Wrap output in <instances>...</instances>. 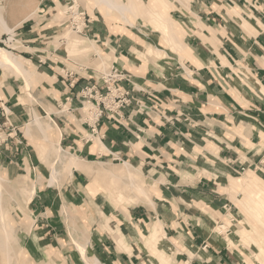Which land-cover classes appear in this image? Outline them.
Returning a JSON list of instances; mask_svg holds the SVG:
<instances>
[{
	"label": "crops",
	"instance_id": "obj_1",
	"mask_svg": "<svg viewBox=\"0 0 264 264\" xmlns=\"http://www.w3.org/2000/svg\"><path fill=\"white\" fill-rule=\"evenodd\" d=\"M76 1L35 0L37 18L7 19L15 37H1L7 36L6 41L16 47L6 49L29 66L35 77L31 88L37 87L33 93L46 98L38 97L36 109L23 105L19 100L23 95L20 79H4L0 73L2 102L10 110L8 119L15 128V131L7 129L9 141L0 150V165L7 178L17 181L27 176L29 169L34 171L39 163L36 148L24 134L32 116L35 118L39 113L41 119L54 123L61 132L59 144L76 150L84 167L117 173L127 163L132 170L141 169L148 174L154 171L166 180L159 182L157 175H153L157 184L149 186L152 200L128 207V221L121 218L120 211L105 212L112 219L114 233L105 231L98 220L100 226L93 228L89 242L78 238L81 245L90 250L89 255L105 264H242L247 254L240 246L231 249L222 239H211L205 230L198 229L196 216L193 221L189 219L193 215L187 213L191 208H196L195 215L220 208L237 221L231 211L235 198L230 201V196L235 191L236 198L242 194L232 189L231 180L235 179L232 174L253 171L250 169L253 163H249L253 155L246 150L248 146L245 147L243 137H231L232 125L247 119L253 128H250L251 143L255 138L262 143L264 94L260 88L264 87V67L257 60L264 55V35L251 23L257 35L248 37L240 30L241 19L230 20L226 11L228 5L238 6L241 16L247 17L245 0H189L188 10L182 8L179 1L168 0L173 6L169 11L171 18L186 31L182 44L187 55L181 57L177 53L172 58H155L146 52L153 32L147 27L116 31L104 16L97 15L100 14L95 11L97 8L91 9L92 17L83 6H79V10L86 13V21L82 31L76 33L84 45L73 49L74 41L70 43L60 38V11ZM35 5H30V10ZM88 45L94 49L86 51L83 47ZM97 49L112 59L111 66L130 76L131 81L123 85L130 91L131 104L117 113L103 110L93 118L91 108H99V113L103 107L84 101L81 91L97 84L101 92H105L101 72L109 67L101 66L103 70L97 67L94 62V57L99 56ZM135 50L144 57L135 55ZM72 52L78 55L73 57ZM246 53H252L249 62ZM56 96L66 108L60 115L51 107L52 98ZM56 106L61 108L58 102ZM87 107L90 109L86 110ZM244 126V130L249 128L246 123ZM33 132L37 142L45 141L43 136L41 141L34 128ZM118 158L120 160H116ZM95 166H106L110 170ZM76 172L74 184L87 193L89 176ZM83 176L87 180L84 183L80 180ZM71 192L79 193L75 198L83 202L74 205L78 214H83L87 220L85 195H80L83 192L76 188ZM36 196L29 204L37 220L38 216L49 215L51 205L42 192ZM181 215L196 225L189 223L190 227L187 220L182 221ZM46 218L38 225L35 223L33 231L41 237L39 242L33 241L29 246L34 253L40 251L43 258L32 254L31 259L80 264L76 255L65 254L68 247L60 243V237L53 233L55 228L50 217ZM231 229L229 227V234ZM158 230L160 239L156 242L151 236ZM43 243L45 252L39 247V244L44 246Z\"/></svg>",
	"mask_w": 264,
	"mask_h": 264
},
{
	"label": "rangeland",
	"instance_id": "obj_2",
	"mask_svg": "<svg viewBox=\"0 0 264 264\" xmlns=\"http://www.w3.org/2000/svg\"><path fill=\"white\" fill-rule=\"evenodd\" d=\"M117 1H119V0H117ZM141 1H143L144 3H147L148 0H141ZM244 2H245V7H246L245 12L249 16V18H248V16L247 17L241 16V14H240L241 10L238 6L233 7V5L232 6L228 5V7H227L228 9L226 11L229 14V19L232 20V18H234V17L241 19L242 23L240 22L241 23L240 30H242V32L243 31L246 32L248 37H251L253 35V33H251V31L249 33L244 28V25H243L244 21H247L251 26L254 25V26L258 27L259 29H261V31L263 32V35H264V28L261 25H259L255 21V19H253L251 17V16H255V18L260 19L259 21H261V23L264 25V0H245ZM34 3H35V0H0V6L2 8H5L4 9V16L6 18V21H7V19H9V20L11 19V21L19 20L20 18L24 19L27 16H29L30 14L35 13L37 9H36V5ZM188 3H186V4L182 3V4H184L187 8L189 6V5H187ZM147 4L148 5H145L147 10H151L152 8L154 10H157V9H159V6L161 5L163 8H165L167 10V12H169L170 9L173 7L169 3L168 0H159L160 5L157 4L156 0H149ZM30 5H35L32 8V10H30V7H31ZM70 6H72L71 3L68 5H65L64 8L62 9V11H60V23L62 25V31L59 34L62 35L60 38L66 39L70 43L72 41H74L72 43L73 44L72 47H73V49H75V48H78V47L84 45V42H82V40L77 37L76 30H74V27L76 25L75 23H78L77 24L78 27H80V29H82V27L84 26V20L82 17H79L75 14L69 13L68 9ZM79 6H83L85 8V10L88 11L92 17H94V16L91 13V11H92L91 9L97 8L95 11H99L100 14L99 13L97 14V12H96V14L99 16L100 15L104 16L105 21L109 25H114L116 27L115 28L116 31H123L124 30L126 32V30H125L126 27H136L137 29H139V27L141 28L142 26H145L148 29L152 30L153 32L150 33L151 34L150 36L152 38L148 43L151 44V48H153L155 50L154 54L160 55V56L162 54V56L159 58H163V57H171L172 58V56L177 55V53H180L183 50H185L184 45L182 44L183 43L182 39L186 33H180V32L174 33L171 30L167 34L163 35V32H161V30H157V28H155L154 26H152L150 24V19H148V18H145L146 19L145 20L143 17L144 20H142V17L141 18L135 17L133 15V13L128 12L126 14V19L128 20V22H127V20H125L123 18V16L115 8L104 9L103 6H96L94 4V2L91 0H88V2H86V0L76 1L74 3V10H78ZM185 6H182V8ZM221 9H223V8H221ZM232 9H234L235 12L238 11L237 13L239 14V16L238 15H231L229 12ZM82 11L83 10H79V12H82ZM143 11H146V9L141 10V14ZM37 16H38V13L36 12L33 17L37 18ZM168 16H170V14H168ZM11 28H13V27H11ZM135 32H136V30H135ZM142 33H144V32L142 31ZM14 34H16V33L13 32L12 34L9 35V34L3 32V30H1V36L2 35H8L9 38L13 39L15 37ZM255 35H257V33ZM6 37L7 36H3L0 38V47H3L5 49H6V47H12V48L16 47V45L13 44L11 41H6V39H5ZM136 39L138 41L140 40L139 37H136ZM157 41L159 42V45H157ZM83 48L86 49V51H91L92 49H94V47H92V45L84 46ZM77 50H79V49H77ZM94 51H96V50H94ZM163 51H165V52H163ZM97 52L99 53V56L94 57V59H95L94 62L97 65H99L97 67H101V66L104 68L110 67L111 63H113L112 59L106 58L107 56L104 54V52L101 49H97ZM87 53L88 52H86L85 55H87ZM135 53H136L135 55H138V56H140V54H141V52L139 50H135ZM71 55H73V57H75L78 54L76 52H72ZM156 55H154V57L158 58ZM180 56L182 57V55H180ZM246 57H247V61L249 62L252 58V53H249V55H248V53H246ZM17 59L22 61L19 58H17ZM257 61L259 62V64L262 67H264V55L260 56ZM23 65L28 71H31L28 69L29 66L24 64V62H23ZM104 68H102V70ZM0 73H3L4 79H9V78H13V79L16 78L18 80L20 79L21 85H22V91H23V95L20 94L21 95V98L19 99L20 102L23 103V105H26L27 107L36 109L37 106L35 103L39 102L38 97L44 96L43 94L35 95L33 93L32 90L36 89L37 87L35 86L33 88L28 89L25 85V79L23 78V76L20 75L19 73H17V71H15L12 68L3 67L0 65ZM238 83L241 84L240 82H238ZM56 97L57 98H52L53 104L51 105V107H52L53 112L59 113V115H60L61 111H66V108L63 107L64 103H62V101H60V98L58 96H56ZM0 98L3 99L1 91H0ZM44 99L46 100V98H44ZM57 102L59 104H61V108H58L56 106ZM54 104H55V106H54ZM91 109H94V108H91ZM29 111H30V109H29ZM37 116L41 117V115L39 113H37ZM32 119L34 120V116H32V118L30 119L31 122H32ZM0 122L3 123V122H5V120L2 121L1 117H0ZM42 122L51 127V129H49V131H48L49 141H47L48 139H46L42 135L41 131L36 126H34L33 128L35 129V131H36L38 137L41 139V141H42V136L44 137L45 141H43L42 143L37 142L35 140V135H34L33 130H32L31 134H28L27 133L28 127L26 126L24 128L25 136L34 145V147L36 148L38 155L40 157L39 163L36 166V169L32 172H31V169H29L27 176L22 177L21 179H19L17 181L16 180L13 181V180H10L9 178H7L3 165L2 166L0 165V174L5 179L4 181H2L1 186H0V195L2 194V197H4V199L2 198V200H3L2 206H3V210L5 209L7 220L11 224V228L14 232L15 241H16L15 244L13 243L11 246V250H10L11 251L10 252L11 261L9 264H55L52 261H50V262H45L43 260L33 261L31 259L32 254L34 256H36L37 258H38V256H42V255H39L40 251L34 253L30 249L31 247H29V246H30V243L33 241L36 243L39 242V238L41 237V235L39 236L38 234H36V231H33V229L36 230L35 226L38 225V223H40V221H44L45 219H48L46 217H50L52 227L55 228V231L53 233H55V235H58L60 237V243L62 245H64L65 247H68V249H65V254L70 253L71 255L72 254L76 255L79 258V259L78 258L77 259L80 262V264H87V263L90 264V261L94 260V259L96 260L97 264H105L103 261L96 259V257H92V255H89L88 251H90V250L87 249V247L85 248V246L83 247V245H81L78 238L80 240L83 239L85 241L86 240L90 241L93 228L96 227V225H99L98 220L100 221L101 227L105 231H108L109 233H114L113 232L114 229L111 227L112 219H111V217H108L109 215H106L105 212L108 211V213H109V211H110V212L116 213V212L120 211L122 213L121 218L122 219L126 218V221H128V219H129L128 214H127L128 210H129L128 207H133V206H136V205H139L142 203H148L152 200L151 192L149 191V186L157 184L156 181H154L153 175L154 174L157 175V177H158L157 179L159 182L165 183L166 180L164 179V177L161 174L155 173L154 171L151 172L152 174H148L146 171H143L141 169H139V171L136 170L137 172H139L137 174H139L141 176V181H143L144 184L147 186V187L144 186V188H145V190H148L147 191L148 194L144 196V195H140L137 190L129 189L128 185H126V184H129L128 180H126V181L125 180H116L112 183L109 178L105 179L102 177V178L97 179L96 176H91V177H89L90 182L87 185V189H86L87 193H86L83 191L82 187H79V185L76 186V184H74L75 183L74 175H77L78 172H76L75 170H73L71 172V169H70L71 165H68V161H72V160H71V156L67 153L69 151H71L72 155L75 156L79 160V162H80L81 158L78 156L76 150L74 151V150L70 149L69 147H66L67 146L66 144H62V145L59 144L60 143L59 142L60 133L57 130V128L55 127L54 123H52L49 119H42ZM238 122H240V121H238ZM241 122L242 123H235L236 126L232 125L233 135H231V137H234V135H239V136L243 137V139H244L243 143L245 144V147L248 146L246 150L247 151L249 150L248 153H251L253 155V160L249 162V163H253L251 168H250V169H253V171H250L248 173L245 172L242 174H236V173L232 174L233 177H235V179L231 180L230 185H231L232 189H236V190L240 191L241 194L243 195V197H242V195H240L239 198H241V199L236 198L237 191L231 193L230 201H233V199L235 198V200H234L235 207H233L231 211L234 213L237 221H235L234 223H231L229 227H233V225L235 223H242L243 222L240 225L238 224L239 225L238 227L239 228L244 227V228L250 230L249 226H251L256 232V234L252 233V236L254 238L258 239V237H257V236H259L258 234H260L262 231L264 232V226L261 225L260 223H258L257 221H253L254 218L257 220H258V218L252 212V209L250 208V206H248V204L246 202L245 203L247 206H244L242 202H243L245 196H248L249 198L253 199L254 201L256 200L254 193H253V190L251 188L247 187L245 179L250 178V177L251 178L256 177L257 179H261L264 181V146L261 144V140L256 139V138L254 139V142L251 143V138H252L253 134H252V131L250 130V128H251L252 123L248 122L247 119H242ZM245 123L249 128L248 129L245 128V130H244L243 127H245L244 126ZM244 131L245 132L247 131V133H245ZM243 132L246 135H244ZM52 135L54 136V138L52 137ZM261 136H262V134H261ZM248 140H250V141L248 142ZM59 146H61L63 149L62 155H61V161H60L61 163L57 160L59 157L56 154ZM48 149L51 151V153H50L51 155L49 158V162L47 164L45 162V159H44L45 157L43 155L47 152ZM54 162L56 163V167L59 171V177H58L57 182L54 185L48 187L49 176L51 173V166ZM70 164H71V162H70ZM95 168H99L101 170H104V169L110 170V168L106 167V166H95ZM244 171L245 170H243L242 172H244ZM106 172L109 174H111V173L117 174L118 173V172L116 173V172H109V171H106ZM119 172H121V171H119ZM135 173L136 172L134 171L132 174L134 175ZM71 174H73V175L71 176ZM133 179H135L136 184L141 183V181H138L136 178H134V176H133ZM80 180H81V182L84 183L86 178L83 176V178ZM104 180H106V181H104ZM261 180L257 181L260 186L262 185ZM33 184H35V186L37 185L36 186V192H35ZM109 186H112V188L115 189L116 192L125 193L126 201L124 204H120V203H119L120 205L116 204V203L114 204L112 201H110L109 196H107L108 195L107 193H109V190H108ZM261 187L264 190V186H261ZM74 188H76V190L80 189V191L83 192V193H80V195L84 194L86 197L85 205L87 206V210L89 212L87 214V220L85 219V216L83 214L80 215L77 212L76 205H78V204L76 202L80 201V203H82L83 200L75 198V196L78 197L79 193L71 192V190H74ZM38 192L39 193L42 192L43 196H45V195L47 196V199L49 200V204L51 205L50 206L51 212L48 213L49 214L48 216H46V215L38 216V219L36 220L37 216L31 214V207H30L29 203L32 201V199H35L37 197L36 195ZM99 194H102L103 196L100 195L96 199H93ZM74 204H76V205H74ZM79 209H81V208H78V211H82ZM220 210H221L220 208H217L214 212L203 211V214L199 213V214L195 215V213L197 211L196 208H191V209H189V212L187 214L193 215V217L191 215H190L191 217H189V219L193 218V221H195L194 217L195 216L197 217V218L195 217V219H198V221H199V222L198 221L197 222L200 226V228H198V229H200V231L205 230V232H207L209 234L211 239L221 240L215 236V234H214L215 230L214 229H216L217 233H222L223 237H225L226 235L224 236L223 232L227 231L229 228H227V229L225 228L226 230L220 229L217 227L218 225H216V224L220 223L221 221L224 224H226L227 220L229 218L233 217V215L229 214L230 216L228 215V217H229L228 218L227 215L224 212H221ZM183 213H184V211H183ZM95 217H96V219H95ZM181 217H182L183 222H185V220L188 221L187 225H189V223L191 225H194V224L196 225V223H193V221H190L189 219H187V217L185 215H181ZM35 223H36V225H35ZM239 228H236V230H234L232 228L231 234H229L227 232V234L229 235V238L233 241L232 245L228 244V246L231 249L237 248L236 245H238V246H240V248H242L241 236L243 235V232H242V230H239ZM117 230H118V232L120 231L119 227ZM233 232H235V233H233ZM250 232H251V230H250ZM159 239H160V236L158 234V240ZM251 242L254 244H257L259 247L262 245V242L260 241V239L255 240V242H253L251 240ZM68 243H69V245H68ZM39 247L42 249V251L45 252V244L42 247L39 244ZM79 247L80 248L83 247L85 249L86 259L82 256ZM251 251L254 252L255 254L260 253L256 249V247H252ZM243 252L247 254V256H246L247 261L250 260L252 262V264H262V260H264V257H262L260 254H259V256L262 260L259 259L257 256L253 255L250 252V250L243 249ZM82 257H83V259H82ZM42 258H43V256H42ZM242 264H248V263L246 261H244V259H243Z\"/></svg>",
	"mask_w": 264,
	"mask_h": 264
},
{
	"label": "bare ground",
	"instance_id": "obj_3",
	"mask_svg": "<svg viewBox=\"0 0 264 264\" xmlns=\"http://www.w3.org/2000/svg\"><path fill=\"white\" fill-rule=\"evenodd\" d=\"M94 2V4L96 6H103L104 9H110V8H115L122 16L125 20L126 19V14L128 12L133 13V15L135 17H142V20H144L145 18L150 19V24L152 26H154L155 28H157V30H161V32H163V35L167 34L169 31H173L174 33H186V31L184 30V28L180 25V23H178L177 21H175L174 19L171 18V16H168L169 12H167V10L165 8H163L160 4H159V0H156L157 4L160 5L159 9L154 10L153 8L151 10H147V8L145 7V5H148L147 3H144L141 0H91ZM179 1L181 4L182 3H188L189 0H177ZM189 5V3L187 4ZM182 6H185L184 4ZM186 7V6H185ZM189 7V6H188ZM187 7V8H188ZM184 8V7H183ZM186 8V9H187ZM4 9L0 6V29L3 30V32L7 33V34H12L14 32V29H12L11 27H9L8 22L6 21V18L4 16ZM146 9V11H143L141 14V10ZM184 10V9H183ZM188 10V9H187ZM190 10V9H189ZM188 13V12H187ZM231 15H238L239 14L237 12H235L234 9L230 10L229 12ZM35 15V13L30 14L29 16H27L26 18H24V21L31 19L33 16ZM144 17V19H143ZM187 17V16H186ZM253 19H255V21L261 25L264 28V25L261 23V21H259L257 18H255V16H251ZM193 18V17H192ZM146 20V19H145ZM128 22V20H127ZM255 23V22H254ZM22 23H20L19 25H21ZM183 24V23H182ZM244 28L250 33L256 34L257 30L251 26L247 21L243 22ZM258 28V27H257ZM186 29V28H185ZM1 30H0V38H1ZM203 31V30H202ZM256 36V35H255ZM162 51V50H161ZM160 51V52H161ZM146 52L154 57L155 50L153 48H151V45H147L146 48ZM164 52V51H163ZM162 53V52H161ZM180 55H182V57H184V55H187V51L183 50L182 52L178 53ZM189 54V52H188ZM141 57H144V54L141 53L140 54ZM158 58L162 56L160 55H156ZM242 56V55H241ZM221 58V57H220ZM154 59V58H153ZM158 60V59H157ZM156 62V61H155ZM0 65L3 67H8V68H12L15 71H17V73H19L20 75L23 76V78L25 79V85L26 87L29 89L31 88L32 84L34 83V74L32 71H28L24 65L23 62L18 60L17 57L10 51H8L7 49L0 47ZM242 75V74H241ZM232 82V81H231ZM260 83V82H259ZM262 93L264 94V87L260 88ZM235 93V92H234ZM248 95V94H247ZM252 96V95H251ZM248 97V96H247ZM240 99V98H239ZM241 101V100H240ZM85 109V108H84ZM90 107H87L86 110H89ZM85 111V110H84ZM93 111V109L91 110ZM87 112V111H86ZM227 115V114H226ZM90 116V115H89ZM91 117V116H90ZM89 117V118H90ZM231 120V119H230ZM44 122V121H43ZM42 122V119L40 118V116H35L34 120L27 125V133L31 134L32 130H33V126H36L42 133V135L48 139V131L49 129H51V127L47 124H44ZM227 123V121H226ZM247 128V127H246ZM253 129V128H251ZM243 130V129H242ZM245 132V131H244ZM61 133V132H60ZM91 138V137H89ZM90 140V139H89ZM92 142V141H91ZM264 146V136H262V143ZM262 146V147H263ZM62 147L59 146V148L57 149V156L59 157L57 160L60 162L61 161V155H62ZM51 151L48 149L47 152L43 155L45 158V162L48 164L49 162V158H50V154ZM67 154H69L71 156V160L72 161H68V165H71V172L73 170L75 171H79V172H84L86 173L85 175L91 177V176H96L97 179L99 178H109L111 180V182L113 183L116 180H128L129 184L128 185L129 189H134L137 190L138 193L140 195H147V191L145 190L144 186H146L144 184L143 181H141V176L139 174H137L138 172H136L135 170H132L131 166L127 163L124 164L121 172H118L117 174H109L107 172H102V171H94L93 169H90L88 167H84L82 163L79 162V160L72 155V152L69 151ZM64 158V157H63ZM65 159V158H64ZM66 161V160H65ZM71 162V164H70ZM61 163V162H60ZM63 164V163H62ZM60 165V164H59ZM189 166V165H188ZM61 167V166H60ZM92 168V167H91ZM69 169V170H70ZM137 169V168H136ZM136 172L134 175L132 174L133 172ZM50 173V172H49ZM142 174V173H141ZM73 174H71L72 176ZM136 178L138 181H141V183L136 184L135 179ZM59 177V171L56 167V163L54 162L51 166V173L49 176V181H48V187L54 185ZM221 178V177H220ZM4 177L0 174V186L2 181H4ZM258 180L261 179H257L256 177L254 178H247L245 179L246 185L248 188H251L253 190L254 196H255V201L251 198H249L248 196L244 197L243 200V205L247 206L246 203L248 204V206H250V208L252 209V212L256 215L257 219H253V221H257L258 223H260L261 225L264 226V190L261 186H264V181H262V185L260 186L258 184ZM93 185V184H92ZM35 192H36V186L35 184H33ZM94 186V185H93ZM147 187V186H146ZM240 187V186H239ZM40 188V187H39ZM96 188V187H95ZM98 188V187H97ZM99 189V188H98ZM109 193H107L109 196L110 201H112L114 204H124L126 201V195L125 193L122 192H116L115 189L112 188V186H109ZM95 193V192H94ZM98 193V192H97ZM95 196V195H94ZM106 196V197H107ZM4 197H2V194L0 195V264H9L11 261V254H10V250H11V246L14 243L15 244V236H14V232L11 228V224L10 222L7 220V216L5 213V209L3 210V200ZM246 202V203H245ZM119 204V205H120ZM23 208V207H22ZM246 208V207H245ZM249 212V211H248ZM229 215V214H228ZM230 216V215H229ZM229 218V217H228ZM233 217L229 218L227 220V223L224 224V227H220L218 224L217 227L220 229H224L226 230L227 228H229L230 224L232 221H230V219H232ZM215 222V221H214ZM235 222V221H234ZM233 222V223H234ZM243 223V222H242ZM242 223H235L233 225V229L236 230V228H239L238 226ZM239 224V225H238ZM72 226V225H71ZM249 226V225H248ZM241 227V226H240ZM260 227V226H259ZM226 228V229H225ZM231 228V227H230ZM251 232L249 229H246L244 227L239 228V230H242L243 235L241 236L242 238V242H241V246L243 249L245 250H250V252L257 256L259 259L260 256L259 254L264 257V232L262 231L260 234H258L259 236L258 239L254 238L252 236L253 234H256L255 230L249 226ZM215 230V235L222 239L223 244H230L232 245V240L229 238V235L227 234V231H224V236L222 233H217L216 229ZM232 230V229H231ZM159 230L157 232L156 235H152V240L156 241L158 240V234H159ZM235 233V232H233ZM14 236V237H13ZM77 238V237H76ZM71 239V238H70ZM262 242V245L259 247L257 244H254L251 242V240L253 242H255V240H259ZM79 240V239H78ZM87 241V240H86ZM85 241V242H86ZM84 242V243H85ZM89 242V241H88ZM81 243V242H80ZM76 246V245H75ZM90 246V245H89ZM14 247V246H13ZM252 247H256V249L260 252L259 254H255L254 252L251 251ZM80 248V247H79ZM13 249V248H12ZM78 249V248H77ZM91 249V248H90ZM79 250V249H78ZM80 252L82 254V256L86 259L85 256V249L83 247L80 248ZM89 252V251H88ZM49 256V255H48ZM82 257V259H83ZM262 260V259H261ZM247 261V260H246ZM85 262V261H84ZM248 264H252V262L250 260L247 261ZM88 264V263H87ZM90 264H97L96 260H91ZM262 264H264V260H262Z\"/></svg>",
	"mask_w": 264,
	"mask_h": 264
},
{
	"label": "built area",
	"instance_id": "obj_4",
	"mask_svg": "<svg viewBox=\"0 0 264 264\" xmlns=\"http://www.w3.org/2000/svg\"><path fill=\"white\" fill-rule=\"evenodd\" d=\"M68 12L82 17L85 23L86 13L84 11L79 12V8L78 10H74V3L69 7ZM75 24L76 25L74 27V30H76V32L78 33L81 32L82 29L78 27V23ZM130 79L131 78L127 73L113 65L101 72V80L105 88L104 93L101 92L102 89L97 84L86 86L81 91V95L84 101H86L87 103H91V101H93L94 103L103 107V109L99 113V108L93 109V118H95L97 115H100L103 110L108 113H117L121 109L130 106V91L127 90L123 85V83H129L131 81ZM8 116L9 110L6 108V106H4V103L0 98V117L5 118V122H0V150L2 146L9 141V134L7 133V129L12 128L13 131H15V128L10 123ZM116 160L120 159L118 158ZM234 220V218L230 219V221H232L231 223H233ZM218 225L220 227H224V223L222 221L218 223ZM227 232L230 233V230L228 229Z\"/></svg>",
	"mask_w": 264,
	"mask_h": 264
}]
</instances>
